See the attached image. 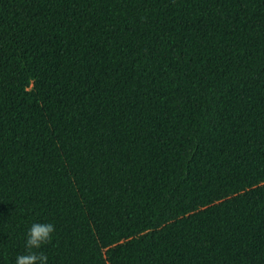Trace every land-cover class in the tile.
Here are the masks:
<instances>
[{
  "label": "trees",
  "instance_id": "trees-1",
  "mask_svg": "<svg viewBox=\"0 0 264 264\" xmlns=\"http://www.w3.org/2000/svg\"><path fill=\"white\" fill-rule=\"evenodd\" d=\"M33 223L47 264H264V0H0V264Z\"/></svg>",
  "mask_w": 264,
  "mask_h": 264
},
{
  "label": "clouds",
  "instance_id": "clouds-1",
  "mask_svg": "<svg viewBox=\"0 0 264 264\" xmlns=\"http://www.w3.org/2000/svg\"><path fill=\"white\" fill-rule=\"evenodd\" d=\"M54 232L55 226L52 223H33L27 232V251L16 257L15 264H47L48 257L40 249L51 243Z\"/></svg>",
  "mask_w": 264,
  "mask_h": 264
}]
</instances>
